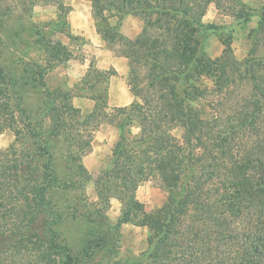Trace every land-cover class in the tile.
<instances>
[{
    "label": "trees",
    "instance_id": "1",
    "mask_svg": "<svg viewBox=\"0 0 264 264\" xmlns=\"http://www.w3.org/2000/svg\"><path fill=\"white\" fill-rule=\"evenodd\" d=\"M26 1L35 7L60 5L63 0ZM87 1L98 32L106 42L122 47L136 98L122 111L127 112L126 120L112 152V166L97 182L98 200L106 208L113 198L121 201L123 217L117 227L132 222L134 216L140 218V225L149 232L148 264H264V132L258 134L263 141L256 149L262 157L254 160L251 173L232 157L219 159L210 141L211 121L215 125L220 121L210 120L208 109L216 97L236 85L239 71L229 42L224 41V51L216 58L203 49L201 35L217 27L205 25L202 19L211 3L221 8V0ZM232 5L237 9L236 19L245 22L248 13L240 11L246 9L243 1L233 0ZM11 10H1L0 26ZM127 16L144 22L135 39L119 31ZM260 25L264 26V18ZM246 70L254 99L234 113L236 125L225 122L231 133L255 130L259 118L264 119V61ZM53 111L64 125L65 116L73 115L68 105L63 111L57 107ZM99 117L112 122L108 114ZM134 127L140 129V136L129 139L127 134ZM177 128L185 131L182 141L173 134ZM8 130L15 136L11 148L15 157L8 173L0 177V264H73L68 247L57 242L53 229L58 222L49 201L50 187L57 180L54 157L47 147H43L44 154L32 151L22 159L18 156L17 145L27 144V133L20 126L0 69V133ZM88 145L90 140L80 139L77 148L85 152ZM199 151L202 156L196 157ZM186 166H197L203 173L183 182ZM78 168L83 170L81 165ZM154 176L169 195L162 207L147 212L136 191ZM248 213L256 218L249 230L241 223ZM98 219L105 217L99 215ZM200 226L208 228V233ZM25 230L30 232L23 233ZM140 262L135 258L130 264Z\"/></svg>",
    "mask_w": 264,
    "mask_h": 264
},
{
    "label": "rangeland",
    "instance_id": "2",
    "mask_svg": "<svg viewBox=\"0 0 264 264\" xmlns=\"http://www.w3.org/2000/svg\"><path fill=\"white\" fill-rule=\"evenodd\" d=\"M242 1L246 9L240 11L248 13L245 22L236 19L233 0H221V8L211 3L202 21L217 29L212 27L201 35V40L204 52L214 58L223 53L224 41L229 42L239 65L237 82L230 92L215 101L212 95L214 106L208 109L209 119L218 118L220 122L215 125L211 121V146L219 159L228 161L232 157L246 173H251L255 170L254 160L262 157L256 149L258 142L263 141L264 135L258 134L264 132V119L259 118L255 130L243 128L235 133L229 132L225 124L228 121L236 125L234 113L254 99L246 69L264 61V26L260 25L264 0ZM7 7L12 10L0 26V69L20 126L27 133V144L17 145L18 156L22 159L32 151L44 154L43 147H47L54 157L57 180L50 187L49 201L58 221L53 227L57 242L68 247L73 264H130L135 258L141 260L140 264H148V229L140 225L136 216L132 222L117 227L123 217L121 201L113 198L106 208L96 192L97 182L112 166V152L126 120L127 112L122 111L136 100L129 61L122 55V47L106 42L98 32L87 0H63L60 5L35 7L26 0H0V15ZM143 27V20L127 16L119 31L124 37L135 39ZM146 73L144 70L145 76ZM67 105L74 116L67 114V124H59L53 107L63 111ZM104 114L112 122L99 120ZM173 134L182 141L185 131L177 128ZM127 136L138 139L140 129L132 128ZM80 139L90 140L85 152L77 148ZM14 143L12 131L0 133V177L8 173L15 157L11 151ZM195 156H202V152ZM42 172L41 169L39 180ZM201 173L197 166H186L183 182ZM168 195L167 187L157 176L143 181L136 191L137 200L147 212L162 207ZM99 215H104V225ZM188 220L187 217L186 223ZM242 222L249 230L256 218L248 213ZM203 229L207 234L208 228Z\"/></svg>",
    "mask_w": 264,
    "mask_h": 264
}]
</instances>
